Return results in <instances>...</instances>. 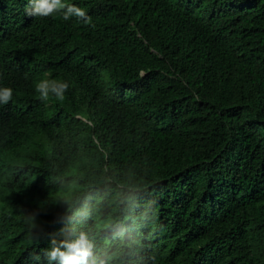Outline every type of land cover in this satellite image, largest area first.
I'll return each mask as SVG.
<instances>
[{
  "label": "trees",
  "instance_id": "trees-1",
  "mask_svg": "<svg viewBox=\"0 0 264 264\" xmlns=\"http://www.w3.org/2000/svg\"><path fill=\"white\" fill-rule=\"evenodd\" d=\"M0 0V264H264V0ZM68 84L63 100L36 91Z\"/></svg>",
  "mask_w": 264,
  "mask_h": 264
},
{
  "label": "clouds",
  "instance_id": "clouds-1",
  "mask_svg": "<svg viewBox=\"0 0 264 264\" xmlns=\"http://www.w3.org/2000/svg\"><path fill=\"white\" fill-rule=\"evenodd\" d=\"M25 12L29 17H49L55 13H62L64 20L74 16L86 23L89 22L83 8L67 4L64 0H29V6L26 7ZM67 89V83L47 79L36 84V91L45 101L48 100L50 94L58 100H63ZM12 95L11 88H0V104H8ZM73 235L75 238L72 240H61L59 243L55 239L52 241V247L45 253L49 261L58 260L59 264H97L88 234L80 231L77 235L73 230Z\"/></svg>",
  "mask_w": 264,
  "mask_h": 264
}]
</instances>
